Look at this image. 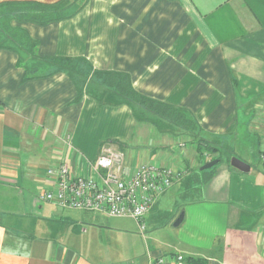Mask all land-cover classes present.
<instances>
[{"label": "crops", "instance_id": "0c3cea01", "mask_svg": "<svg viewBox=\"0 0 264 264\" xmlns=\"http://www.w3.org/2000/svg\"><path fill=\"white\" fill-rule=\"evenodd\" d=\"M24 1L60 0L0 3ZM10 18L40 56L125 72L141 94L186 109L197 134L138 120L137 106L92 84V73L24 81L18 53L0 48V264H264V165L251 163L264 153V0H86L46 24ZM105 144L123 153L112 170L124 178L142 162L181 172L156 197L144 233L131 217L38 198L55 182L47 170L63 162L73 175L96 176ZM224 144L250 170L222 164L200 196L181 201L197 152Z\"/></svg>", "mask_w": 264, "mask_h": 264}, {"label": "trees", "instance_id": "16d2710c", "mask_svg": "<svg viewBox=\"0 0 264 264\" xmlns=\"http://www.w3.org/2000/svg\"><path fill=\"white\" fill-rule=\"evenodd\" d=\"M60 0L55 3L45 4L35 1L4 2L0 3V30L3 39L0 48H9L18 53L17 64L25 69L24 81L52 75L57 72H67L88 77L92 73L91 64L84 58L76 57H42L38 54V41L32 38L26 29L19 26L11 29L5 21L13 19L19 22H33L46 24L52 21L67 18L75 13L86 0ZM77 3L79 5L75 6ZM69 9L71 11L69 12ZM4 19V20H3ZM3 20V21H2ZM3 23V24H2ZM106 89L117 93L124 103L137 106L136 118L139 120H165L175 126L179 134L194 136L197 127L192 115L184 108L174 106L158 99L148 97L137 91L129 74L118 71L94 70L91 78ZM152 114L154 118L146 117Z\"/></svg>", "mask_w": 264, "mask_h": 264}, {"label": "built area", "instance_id": "2783aa9c", "mask_svg": "<svg viewBox=\"0 0 264 264\" xmlns=\"http://www.w3.org/2000/svg\"><path fill=\"white\" fill-rule=\"evenodd\" d=\"M123 160L122 152L105 144L93 164L96 176L73 175L66 162L49 168L47 172L53 177L54 185L40 192L38 198L70 208L100 210L114 217H131L144 233L145 216L156 197L168 190L181 172L172 166L142 162L124 178L112 170ZM261 162L264 165V153Z\"/></svg>", "mask_w": 264, "mask_h": 264}, {"label": "rangeland", "instance_id": "374dc122", "mask_svg": "<svg viewBox=\"0 0 264 264\" xmlns=\"http://www.w3.org/2000/svg\"><path fill=\"white\" fill-rule=\"evenodd\" d=\"M94 83H96V81H93L92 84H94ZM145 116L149 117V118L153 117V115L150 113L145 114ZM163 121H165V120H163ZM167 122H165L166 126L165 127L163 126V128L169 127L167 125H170V124ZM151 127H153L155 129L154 131L161 128V126H159L157 123L155 124V126L152 125ZM170 127H172V128H170L169 130L173 129L176 131L175 126L173 124ZM167 130H168V128H167ZM178 139L182 140V141L185 140L184 142L186 143V146L187 147L191 146L190 147L191 150L196 148L195 142H193L188 137L186 138L183 135H179ZM178 144H179V142L174 143V145H173L177 151L180 149ZM203 151L205 152L206 150L203 149ZM207 152H208V154L197 152L196 160L194 161V164L191 165L192 167H191V172H190L194 175L188 177L189 186H184L183 190H181V193H178V198H180L181 201H183V202L188 201L193 197L200 196L201 194H200V190L198 188H201L203 186L202 185L204 183L203 179L208 178L214 171H216V169L219 168L220 165L225 164V163L231 164V160L234 157L240 156L239 158H246L245 155H243L242 153H238L237 150L234 147L230 146L229 144H224V145L218 147V151H216V152H214L212 150H207ZM234 152H236V153H234ZM211 157H213V160L214 159H220V161L217 164H215L214 166H212L211 168H208L206 170H200V167L205 164L203 162L206 161L207 159L211 158ZM258 160L254 159L251 161V163L253 165V169L254 170H263V167L261 165V157H259ZM201 163H203V164H201ZM195 174H198L197 180H195L196 179Z\"/></svg>", "mask_w": 264, "mask_h": 264}, {"label": "water", "instance_id": "95a60500", "mask_svg": "<svg viewBox=\"0 0 264 264\" xmlns=\"http://www.w3.org/2000/svg\"><path fill=\"white\" fill-rule=\"evenodd\" d=\"M218 161H219L218 159H214V160H212V161H209L208 163L204 164V165L201 167V169H202V170H205V169L211 168L212 166H214L215 164H217ZM231 164H232L234 167H236V168H238V169H240V170H242V171H245V172L250 170V165H249L248 163H246L245 161L241 160V159L238 158V157H234V158H232V160H231Z\"/></svg>", "mask_w": 264, "mask_h": 264}]
</instances>
